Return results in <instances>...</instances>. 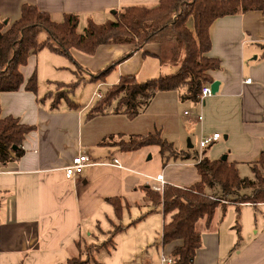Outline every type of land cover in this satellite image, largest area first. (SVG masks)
<instances>
[{"label": "crops", "instance_id": "crops-1", "mask_svg": "<svg viewBox=\"0 0 264 264\" xmlns=\"http://www.w3.org/2000/svg\"><path fill=\"white\" fill-rule=\"evenodd\" d=\"M159 2L0 0V21L11 24L18 20L23 5L29 4L48 12L56 22H62L67 13L77 14L78 32L82 33L89 19L104 23L115 20L114 11L123 6H155ZM40 33V40L49 36L44 30ZM210 37L209 56L220 60V68L210 71V75L219 81V89L202 102L183 99L180 91H161L133 119L114 113L88 117L98 98L95 93L116 84L121 76L135 75L139 81H146L145 78L176 72L175 66L163 65L158 60L157 43H146L137 50L131 43L106 44L93 55L71 49L73 58L68 57L77 66L76 75L83 78L76 87L88 82L95 85L91 95L84 98L76 91L70 94L76 106L62 100L54 108L53 99L44 96L56 93L51 87L40 92L39 83L36 93L24 87L0 93L3 116L11 115L35 126L26 135L23 156L0 167V264H63L79 253V242L83 247L84 243L95 244L96 239L108 237L113 229L100 226L105 217L116 214L108 198L122 199L126 205L123 219L127 208L134 204L138 207L135 215L128 210L125 225L119 224L122 229L114 235L116 245V238L125 234L122 245L129 248L112 258L113 263L128 264L135 256L160 264L161 251L168 253L175 246L162 243L163 227L169 217H165L162 206H153L145 192L134 190L160 185L152 179L159 174L164 176L165 184L189 187L201 179L196 161L169 158L156 173L144 172L131 167L130 152L134 151H123L114 142L103 144L110 136L127 139L130 135L160 131L178 151L193 153L198 146L213 160L226 155L229 162L237 164L240 175L242 166L249 165L251 169L252 163L259 161L264 152V11L219 17L210 26ZM44 49L22 67L25 79L34 70L40 79L41 66L44 71L51 67L52 73L65 66L64 61L56 58V54L62 53L52 49L49 50L53 53H44ZM127 54L129 57L113 67L106 78L89 79L92 73ZM77 80L56 77L52 82L57 92L59 84ZM214 133L221 137L201 148V139ZM81 152L87 153L94 164L68 178L64 168ZM138 199L146 202L143 209ZM197 230L202 243L194 264H264V203H226L216 209L210 224L206 218L199 220ZM116 248L102 249L112 254Z\"/></svg>", "mask_w": 264, "mask_h": 264}, {"label": "trees", "instance_id": "trees-1", "mask_svg": "<svg viewBox=\"0 0 264 264\" xmlns=\"http://www.w3.org/2000/svg\"><path fill=\"white\" fill-rule=\"evenodd\" d=\"M251 10L264 11V0H160L155 6H123L115 12V20L104 23L89 19L80 33L77 14L67 13L62 22H56L48 12L24 4L18 20L11 24L0 21V93L18 91L22 87L34 93L38 91L36 70L25 79L21 69L32 55L44 48L73 58V48L93 55L106 44L131 43L136 45L134 50H137L146 43H157L160 46L158 60L163 65L175 66L176 72L146 81H139L135 75L121 76L116 84L101 92L88 117L114 113L133 119L161 91H180L183 99L200 102L203 85L214 82L210 71L220 68V60L209 56L211 24L219 17ZM41 30L49 35L44 40L39 39ZM262 46L264 57V44ZM128 57L129 54L115 60L104 69L92 73L89 79L97 81L106 78L113 67ZM82 79L79 77L68 85L59 84L55 95L47 94L44 98L50 96L54 108L62 100L76 106L70 100V94ZM1 113L0 105V167L23 156L26 135L35 129L34 125ZM112 142L117 143L123 151L158 145L164 164L169 158H196L195 165L201 177L197 183L189 187L165 184L162 191L151 186L144 187L153 206H162L165 217H169L163 227L162 243L164 246L175 244L168 252L172 264H194L195 254L202 243L197 222L206 218L210 224L219 206L225 207L226 203H264V152L259 161L251 165L253 177H242L236 163L222 158L210 159L205 152L200 157L178 151L160 131L130 135L127 139L110 136L103 140V144ZM108 201L115 207L116 215L121 217L124 207L122 199L108 198ZM120 227L117 225L101 245L93 243L81 249V242H77L79 253L63 264H87L94 258L97 249L114 245L113 238L122 229Z\"/></svg>", "mask_w": 264, "mask_h": 264}, {"label": "rangeland", "instance_id": "rangeland-1", "mask_svg": "<svg viewBox=\"0 0 264 264\" xmlns=\"http://www.w3.org/2000/svg\"><path fill=\"white\" fill-rule=\"evenodd\" d=\"M39 39H42L41 37V33L39 32ZM45 52H51L53 53V51H50L49 49H44V53ZM44 53L41 55L44 56ZM50 53V54H51ZM56 54V53H54ZM56 58L61 59L62 61H64L65 66H63V68L59 69V70H53V73L51 72L52 69L51 67H47L46 71H44V68H42L41 66V76L40 79L37 75L38 78V83H39V87H40V92L43 91L45 93V91H49L48 89L51 87L53 89V92L56 93V86H54V83L52 82L53 80H56V77L62 78V79H69V77L73 78V81L77 80L80 76L76 75L75 71L77 70V66L75 67L74 64H72L71 59L66 56V55H62V54H56ZM47 66H49V62H47L46 64ZM55 72V73H54ZM152 77H156V76H152ZM147 80V78H145ZM40 80V81H39ZM66 82H71V81H66ZM95 85L93 83H85L84 85H80L79 87H76L74 89V92L76 91V93L78 95H81L82 98L86 97V95H91V91L93 89ZM101 91H103V89H100ZM95 98H96V93H95ZM131 156H132V162H130V164L132 165L131 167H133L134 169H138V170H142L144 172H149V173H156L157 171L161 170V168L164 166V157L162 156V154L160 153V147L158 145H147V146H143L140 148V150L138 149V151H134V152H130ZM194 155L198 154L200 157H202L203 153L200 151L199 147H196V152H193ZM190 160H194L196 161V158L193 156ZM246 168V171H245ZM249 172V176L248 177H253V173L249 167V165H245L241 167V176L242 177H246L247 173ZM138 190L140 192H145L144 186H142L141 188L138 187L137 190H134L135 192H138ZM138 203L139 205L142 207V209L145 207V205H143L144 203H146L145 201H142L141 199H138ZM123 211H122V216L121 218L118 217L115 214V217L110 215L107 217H105L104 222L100 225L102 229H108V228H112L114 229L117 225L121 224L124 222L125 225V221L128 219V210L130 209V211L135 215V213L138 210V207L134 204V205H130L131 207L128 209L127 208V212L125 213V218L123 219V215H124V210L126 211V205H123ZM132 209V210H131ZM158 210H160V208H158ZM161 212V211H159ZM118 220H116V219ZM112 222L113 225L112 226ZM111 224V225H110ZM98 233V232H97ZM160 234L161 231L159 233V239H160ZM103 236H100V238L102 239ZM109 237V234H108ZM107 235L104 236V239L102 240H98L96 239L95 244L96 245H101L105 240H107ZM122 238H125V234L120 235L118 238H116V245L113 248V246H108L109 250H113L116 248L115 251H113L112 254H109L106 249H102L105 247L101 248V251L98 252L99 249H97V251L94 252L93 254V260H91L90 264H114L113 263V259L116 256H121L122 252H124V250H127L129 247L124 248V246L122 245ZM114 239V238H113ZM115 241V239H114ZM90 244H83L82 248L87 247ZM82 246V243H81ZM152 247V245L150 246V248ZM174 247V246H173ZM154 248V246H153ZM157 253L158 250L156 249ZM126 252V251H125ZM130 260V258H129ZM158 260V258H157ZM128 261V260H127ZM145 262L144 260H141L135 256L131 257V260L128 262V264H135L136 262ZM147 261V260H146ZM160 261V258H159Z\"/></svg>", "mask_w": 264, "mask_h": 264}, {"label": "built area", "instance_id": "built-area-1", "mask_svg": "<svg viewBox=\"0 0 264 264\" xmlns=\"http://www.w3.org/2000/svg\"><path fill=\"white\" fill-rule=\"evenodd\" d=\"M251 79H248V82H250ZM212 95V89H211V84H205L202 87V95H201V100L202 102L206 97ZM101 96V91H98L96 93V97ZM201 119L202 116H199ZM221 137L220 133H214L213 135L210 136H204L201 141H200V146L201 148L207 147L211 142L218 140ZM117 164V160L115 162ZM94 163L91 162V159L89 155L85 152L79 153L77 156H75L72 160V163L67 165L64 168L65 174L68 178L73 177L76 174H81L84 172V170L88 167L93 165ZM152 179L156 180L157 182L160 183L158 186H154L153 188L158 191H162L163 187L166 183L164 176L162 174H159L155 177H152ZM172 259L166 253L164 250L161 251L160 253V264H172ZM135 264H155L152 260H147L145 262H136Z\"/></svg>", "mask_w": 264, "mask_h": 264}, {"label": "water", "instance_id": "water-1", "mask_svg": "<svg viewBox=\"0 0 264 264\" xmlns=\"http://www.w3.org/2000/svg\"><path fill=\"white\" fill-rule=\"evenodd\" d=\"M116 11H114L115 13ZM211 89H212V94H216V92L218 91L219 89V81H214L212 84H211ZM223 160H226L227 159V156L224 155L222 157Z\"/></svg>", "mask_w": 264, "mask_h": 264}]
</instances>
